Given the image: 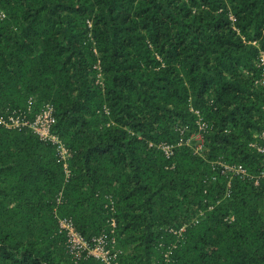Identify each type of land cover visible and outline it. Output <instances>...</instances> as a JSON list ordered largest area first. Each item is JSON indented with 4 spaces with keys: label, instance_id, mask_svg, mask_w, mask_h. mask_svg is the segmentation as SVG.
<instances>
[{
    "label": "trees",
    "instance_id": "obj_1",
    "mask_svg": "<svg viewBox=\"0 0 264 264\" xmlns=\"http://www.w3.org/2000/svg\"><path fill=\"white\" fill-rule=\"evenodd\" d=\"M261 52L264 0H0V112L50 101L71 151L65 177L0 125V264H102L71 260L58 218L89 237L110 216L117 264H264ZM195 110L201 153L166 157Z\"/></svg>",
    "mask_w": 264,
    "mask_h": 264
},
{
    "label": "built area",
    "instance_id": "obj_2",
    "mask_svg": "<svg viewBox=\"0 0 264 264\" xmlns=\"http://www.w3.org/2000/svg\"><path fill=\"white\" fill-rule=\"evenodd\" d=\"M229 18L231 21L234 20L231 14H229ZM232 27L234 28L233 25ZM259 65H262L264 70L263 52L260 53ZM262 83L264 84V77ZM195 113L197 115L195 119L197 128L190 132L185 139H182V136H180L175 143H156V147H158L166 157L172 154L174 146L179 145V143H185L192 148L193 152L201 153L203 149L202 131L205 130L206 125L205 122L200 119L199 113L196 110ZM54 121L52 103L50 101H45L34 109L31 97L27 98L25 108H12L0 112V125L6 128L28 129L38 139L52 145L55 160L61 164L64 176L67 177L69 174L68 159L71 155V151L53 130ZM176 129L182 134L186 129V125H179ZM261 138L264 141V133L261 134ZM191 139H194V142L191 143ZM148 144L150 145L151 142H148ZM257 149L264 154V144L257 146ZM221 172L234 173L242 178H245L248 174L241 164H222ZM261 177L264 178V170L261 173ZM255 183H257V180ZM56 199L59 201V196H57ZM110 209L112 210V205H110ZM199 214H201V211H197V215ZM108 224V231L103 230L89 237H85L75 229L69 217L58 218V228L63 231L65 236L64 243L66 252L73 262L91 257L100 261L102 264H117L118 254L121 252V249L115 246V236L113 234L115 220L113 216L108 217ZM169 230L175 232V230L170 227ZM168 252L169 249L163 250V257L165 260L167 259Z\"/></svg>",
    "mask_w": 264,
    "mask_h": 264
},
{
    "label": "rangeland",
    "instance_id": "obj_3",
    "mask_svg": "<svg viewBox=\"0 0 264 264\" xmlns=\"http://www.w3.org/2000/svg\"><path fill=\"white\" fill-rule=\"evenodd\" d=\"M190 142H191V143L194 142V139H191Z\"/></svg>",
    "mask_w": 264,
    "mask_h": 264
}]
</instances>
